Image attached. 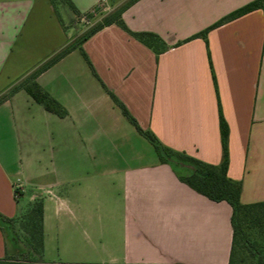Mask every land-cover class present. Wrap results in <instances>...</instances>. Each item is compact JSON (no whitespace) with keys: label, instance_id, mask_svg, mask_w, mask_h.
I'll return each instance as SVG.
<instances>
[{"label":"crops","instance_id":"0c3cea01","mask_svg":"<svg viewBox=\"0 0 264 264\" xmlns=\"http://www.w3.org/2000/svg\"><path fill=\"white\" fill-rule=\"evenodd\" d=\"M71 1L77 14L51 0H0V96L78 37V15L125 2ZM253 1L136 0L122 20L133 33L158 36L157 50L113 24L83 45L94 70L74 50L42 72L37 82L68 110L59 140L80 146L86 165L61 163L76 155L69 143L54 148L53 168L43 165L37 126L55 114L25 89L0 106V213L16 219L43 200L44 259L36 264H229L232 206L182 182L192 168L162 162L111 94L164 146L213 165L224 159L222 115L228 175L242 182L243 204L264 202V10L214 27ZM78 125H86V153ZM74 229L85 238L86 263L62 260L75 245L62 237ZM6 251L0 227V258ZM52 254L61 261L45 260Z\"/></svg>","mask_w":264,"mask_h":264},{"label":"trees","instance_id":"16d2710c","mask_svg":"<svg viewBox=\"0 0 264 264\" xmlns=\"http://www.w3.org/2000/svg\"><path fill=\"white\" fill-rule=\"evenodd\" d=\"M51 1L56 7L60 4H63L71 9L75 14L78 13L71 0ZM135 1L136 0H132L130 3ZM130 3L128 5H130ZM128 5H126L121 10L117 17H115L114 14L107 15L95 29L83 36L77 37L75 40L68 43L52 58L39 66L27 78L13 86L7 93L0 96V106L18 90L25 89L26 92L34 99V101L42 105L48 112L53 113L61 118L66 117L68 112L65 107L37 82V77L74 50H80L89 63L90 67L94 70L92 63L83 48V45L93 35L107 26L118 24L124 30L130 32V34H132L142 43L157 50L160 42L158 36L152 33H133L127 28L126 24L122 20L121 14ZM259 9L264 10V0H255L247 4L246 6L223 18L220 22L215 24L214 27H218ZM207 33L208 31L204 32L202 35L206 38ZM111 96L115 104L122 109L123 114L130 121V123L136 127L140 134H142L152 143L162 162L175 161L189 165L192 168L189 174H183L180 176V180L182 182L212 201H225L232 206L234 241L229 264H238L237 254L240 240L242 241V239H245L246 233H244V228L248 224H252L253 228L259 229L260 233L262 234L260 240L253 242V247L250 249V252L252 258L257 260V264H264V202L243 204L241 201L243 189L242 182L235 181L228 175L230 164L228 146L230 128L224 117L222 115L220 117L224 159L222 164L213 165L191 157L186 153H181L164 146L153 132L145 131L141 128L138 121L131 115L126 106L114 94H111ZM16 193L19 194V191L16 190ZM20 219L24 221L26 219L29 220V222L32 223L31 225L37 229L38 232L33 239L34 243L30 242V247L27 249L22 247L19 237L15 232V226ZM0 227L3 230L7 241L6 255L3 258H0V264H32L37 258L42 257L45 240L43 200H36L35 202L28 205L26 210L16 219H9L0 213Z\"/></svg>","mask_w":264,"mask_h":264},{"label":"rangeland","instance_id":"374dc122","mask_svg":"<svg viewBox=\"0 0 264 264\" xmlns=\"http://www.w3.org/2000/svg\"><path fill=\"white\" fill-rule=\"evenodd\" d=\"M131 1L132 0H125V2L121 6H119L112 12H108V10H105V7H102L100 9H96L82 16L78 15L74 22V26L76 30L78 31V33H80L78 37L83 36L91 32L93 29H95L98 26V24H100L104 20V18L107 15L114 14L115 17H117L120 14L121 10ZM84 62H85V66H87L86 61ZM63 120L64 119L58 117L57 115H50L49 118L46 117L44 118L42 116L37 126L39 136L43 143L41 149L42 163L45 167H48L50 169L53 168V164L58 162L57 160H60V158H58L57 155L54 157L53 154L54 148H56V153H57L59 149L64 150V145H66L67 143L71 144L69 147L70 153L73 152L76 155H73L75 156L73 157L71 153V156L66 157L65 161L61 163L65 166L67 161L72 162L73 160H76L77 164L81 163L86 165V155L78 156V153L81 150L80 146L78 147L77 144H74L72 141L66 142L65 140H59L60 139L59 135H63V136L67 135L68 127L63 125ZM77 127H80L81 132L85 133L84 134L85 141L83 142V145L85 146V153H86V125L85 126L78 125ZM181 171L183 173V170ZM23 202L24 200H21V204ZM31 224L32 223L29 222V220L27 219L25 221L20 219L18 220L17 225L15 226V232L19 237L22 247L25 249L30 247V242L34 243L33 239L38 233L37 229H35ZM244 229H245L244 233H246V236L245 239H242V241L240 240L239 250L237 254L238 264H257V260L252 258L250 249L253 247V242H255L256 240H260L262 234L260 233L259 229L253 228L252 224L246 225ZM70 231L72 234V230ZM84 239H85L84 236L81 234V232H78L77 229H74L72 236H68L66 233L64 237H62V241L67 242L73 240L75 245H73L74 249H72L70 253H66V256H62V260L71 261L74 263H86V242L84 241ZM43 259H44L43 257L41 258L39 257L35 260V262L43 263L42 262ZM60 259L61 258H59L57 254H52L49 257H47L45 260L51 263L55 261L59 262L61 261Z\"/></svg>","mask_w":264,"mask_h":264},{"label":"built area","instance_id":"2783aa9c","mask_svg":"<svg viewBox=\"0 0 264 264\" xmlns=\"http://www.w3.org/2000/svg\"><path fill=\"white\" fill-rule=\"evenodd\" d=\"M102 1H106V0H102Z\"/></svg>","mask_w":264,"mask_h":264}]
</instances>
